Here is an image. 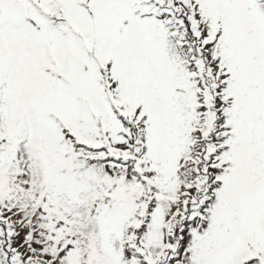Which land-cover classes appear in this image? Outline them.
<instances>
[{
    "label": "snow or ice",
    "instance_id": "obj_1",
    "mask_svg": "<svg viewBox=\"0 0 264 264\" xmlns=\"http://www.w3.org/2000/svg\"><path fill=\"white\" fill-rule=\"evenodd\" d=\"M0 264H264V0H0Z\"/></svg>",
    "mask_w": 264,
    "mask_h": 264
}]
</instances>
